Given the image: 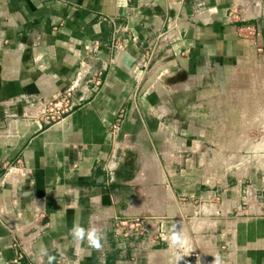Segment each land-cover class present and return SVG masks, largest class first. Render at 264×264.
<instances>
[{
  "label": "crops",
  "instance_id": "1",
  "mask_svg": "<svg viewBox=\"0 0 264 264\" xmlns=\"http://www.w3.org/2000/svg\"><path fill=\"white\" fill-rule=\"evenodd\" d=\"M234 1L262 50L239 37ZM251 3L0 0V264H264V170L210 162L264 148V11ZM92 46L97 82L76 108L30 116ZM123 214L162 220L160 244L119 248Z\"/></svg>",
  "mask_w": 264,
  "mask_h": 264
},
{
  "label": "built area",
  "instance_id": "2",
  "mask_svg": "<svg viewBox=\"0 0 264 264\" xmlns=\"http://www.w3.org/2000/svg\"><path fill=\"white\" fill-rule=\"evenodd\" d=\"M254 8L264 11V0H252ZM229 18L232 21L241 22L238 26V35L243 40L253 44L258 50H262V35L257 26L249 22L252 17L245 16L241 4L234 1L229 8ZM171 39L169 32H164L152 41L143 53V63L145 66L153 61L157 56L164 42ZM91 54L81 61L80 67L68 86L61 89L56 94L46 98H35L26 107L29 115L39 118L46 124H53L63 120L78 105V101L83 99L77 92H84L91 83L97 82V70L92 71V63L98 59L97 46H92ZM120 130V119L112 125L111 131L115 136ZM110 181L115 179V168L108 166ZM163 221L149 215L123 214L115 216L112 220L111 233L114 242L119 248L126 249L128 246L141 242L148 247H155L162 239Z\"/></svg>",
  "mask_w": 264,
  "mask_h": 264
},
{
  "label": "rangeland",
  "instance_id": "3",
  "mask_svg": "<svg viewBox=\"0 0 264 264\" xmlns=\"http://www.w3.org/2000/svg\"><path fill=\"white\" fill-rule=\"evenodd\" d=\"M256 135H259V134H256ZM253 137L255 136L250 134L249 138H253ZM261 137L264 139V132H261ZM254 144H256V142ZM254 146L256 147V145ZM254 146L248 145L246 147H240V146L229 147V148L224 147L225 151L226 149L228 150L231 149L230 152L224 155V159L223 158L221 159L222 161L220 160V158L219 159L212 158L210 160L212 164V168L221 169V166L224 165V173H226L227 170L228 171L237 170L236 167H239L240 163H244L246 165H249V167L246 166V168L250 170L251 174L258 172L259 170L263 171L264 170V148L261 145L258 148L257 147L255 148ZM242 158L244 160L242 161L240 160L239 162V159H242ZM224 160L226 161L224 162ZM218 171H221V170H218Z\"/></svg>",
  "mask_w": 264,
  "mask_h": 264
},
{
  "label": "bare ground",
  "instance_id": "4",
  "mask_svg": "<svg viewBox=\"0 0 264 264\" xmlns=\"http://www.w3.org/2000/svg\"><path fill=\"white\" fill-rule=\"evenodd\" d=\"M206 212V211H205Z\"/></svg>",
  "mask_w": 264,
  "mask_h": 264
}]
</instances>
